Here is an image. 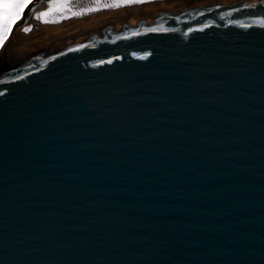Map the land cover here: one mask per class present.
<instances>
[{"label": "water", "instance_id": "obj_1", "mask_svg": "<svg viewBox=\"0 0 264 264\" xmlns=\"http://www.w3.org/2000/svg\"><path fill=\"white\" fill-rule=\"evenodd\" d=\"M39 1L0 47V264H264V0L11 44Z\"/></svg>", "mask_w": 264, "mask_h": 264}, {"label": "bare ground", "instance_id": "obj_2", "mask_svg": "<svg viewBox=\"0 0 264 264\" xmlns=\"http://www.w3.org/2000/svg\"><path fill=\"white\" fill-rule=\"evenodd\" d=\"M177 1L186 0H53L31 10L25 25L14 32L9 42L23 48L33 42L47 41L53 35L63 37L94 21Z\"/></svg>", "mask_w": 264, "mask_h": 264}, {"label": "snow or ice", "instance_id": "obj_3", "mask_svg": "<svg viewBox=\"0 0 264 264\" xmlns=\"http://www.w3.org/2000/svg\"><path fill=\"white\" fill-rule=\"evenodd\" d=\"M24 0H0V33L8 31V26L13 21L17 20L21 15V9L26 7ZM52 7V5H49ZM28 31V29H24ZM150 31H156V29H149ZM3 41V36L0 35V43ZM111 63V61H109Z\"/></svg>", "mask_w": 264, "mask_h": 264}, {"label": "rangeland", "instance_id": "obj_4", "mask_svg": "<svg viewBox=\"0 0 264 264\" xmlns=\"http://www.w3.org/2000/svg\"><path fill=\"white\" fill-rule=\"evenodd\" d=\"M31 1H34V0H24V2L26 3V5H28ZM51 0H49V1H46V0H42V1H39V2H37L33 7H32V9L31 10H34V9H36V8H38L40 5H44L45 3H47V2H50ZM53 1V0H52ZM25 9V7L23 8V9H21V12H23L22 10H24ZM30 10V13L32 12ZM30 13H29V15H30ZM29 15H28V17H29ZM27 17V18H28ZM19 19V18H18ZM17 19V20H18ZM17 20H15V21H13L12 22V24H10L9 26H8V28H9V30L8 31H5V32H3V33H0V35H2L3 36V41H2V43H4L6 40H8L9 38H10V32H11V29L13 28V25L15 24V22L17 21ZM27 20V19H26ZM24 23L23 24H21L20 26H18V28L16 29V31H18L20 28H22L24 25H25V21H23ZM2 43H0V47L3 45ZM15 45H17V44H15Z\"/></svg>", "mask_w": 264, "mask_h": 264}]
</instances>
